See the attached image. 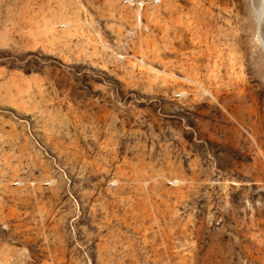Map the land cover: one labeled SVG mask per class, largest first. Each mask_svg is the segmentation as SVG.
Segmentation results:
<instances>
[{
	"label": "rangeland",
	"instance_id": "rangeland-1",
	"mask_svg": "<svg viewBox=\"0 0 264 264\" xmlns=\"http://www.w3.org/2000/svg\"><path fill=\"white\" fill-rule=\"evenodd\" d=\"M248 6L0 0V264H264Z\"/></svg>",
	"mask_w": 264,
	"mask_h": 264
},
{
	"label": "clouds",
	"instance_id": "clouds-1",
	"mask_svg": "<svg viewBox=\"0 0 264 264\" xmlns=\"http://www.w3.org/2000/svg\"><path fill=\"white\" fill-rule=\"evenodd\" d=\"M247 20L250 27V46L256 51L264 50V0H248Z\"/></svg>",
	"mask_w": 264,
	"mask_h": 264
},
{
	"label": "built area",
	"instance_id": "built-area-1",
	"mask_svg": "<svg viewBox=\"0 0 264 264\" xmlns=\"http://www.w3.org/2000/svg\"><path fill=\"white\" fill-rule=\"evenodd\" d=\"M160 2V0H133V1H129L128 0V4L132 5V6H136L140 9L144 8L146 6L147 3H154V4H158ZM36 181H31V180H18L16 181V185L18 186H25V185H31V186H35L36 185ZM48 184H51V181L48 182Z\"/></svg>",
	"mask_w": 264,
	"mask_h": 264
}]
</instances>
